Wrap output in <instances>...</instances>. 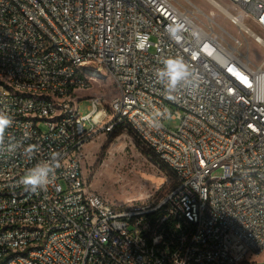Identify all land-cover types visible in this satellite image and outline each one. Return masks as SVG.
Segmentation results:
<instances>
[{
    "label": "built area",
    "instance_id": "built-area-1",
    "mask_svg": "<svg viewBox=\"0 0 264 264\" xmlns=\"http://www.w3.org/2000/svg\"><path fill=\"white\" fill-rule=\"evenodd\" d=\"M206 1L235 34L190 0H0V112L12 121L0 144V264H240L264 250V58L253 64L244 44L264 49L250 26L264 33V0H227L234 11ZM168 56L185 60L198 91L165 92L154 73ZM101 71L117 88L110 102L78 96ZM114 132L171 173L156 203L115 205L85 179V145ZM53 152L51 182L23 185Z\"/></svg>",
    "mask_w": 264,
    "mask_h": 264
},
{
    "label": "rangeland",
    "instance_id": "rangeland-1",
    "mask_svg": "<svg viewBox=\"0 0 264 264\" xmlns=\"http://www.w3.org/2000/svg\"><path fill=\"white\" fill-rule=\"evenodd\" d=\"M190 1L205 13L213 11L212 18L215 22L235 34V27L214 5L206 0ZM215 1L227 10L234 11L229 1ZM250 26L264 38V33L259 28L253 24ZM213 28L215 33L222 35L218 27L213 26ZM244 44L250 61L255 65L260 64L264 58L263 47L250 38H246ZM241 51L245 52V47H242ZM85 94H100L109 103L117 94V88L109 74L101 71L93 79L89 89L77 92L78 96ZM88 105V100L81 98L78 105L79 113L85 114L88 111ZM163 124L167 128L176 129L179 120L168 117ZM84 152L85 179L94 190L115 205H129L135 202L156 203L175 182L167 169L158 163L151 152L130 133L114 132L108 135L100 133L85 145ZM248 257H250L249 254ZM240 264H264V250L250 261H243Z\"/></svg>",
    "mask_w": 264,
    "mask_h": 264
},
{
    "label": "clouds",
    "instance_id": "clouds-1",
    "mask_svg": "<svg viewBox=\"0 0 264 264\" xmlns=\"http://www.w3.org/2000/svg\"><path fill=\"white\" fill-rule=\"evenodd\" d=\"M167 31L173 40L179 41L181 39L178 27L170 26ZM161 65L160 68L156 69L154 75L167 94L170 95L177 89L198 91L197 77L182 57L168 56L161 61ZM11 123V118L0 112V144H2L4 133ZM151 124L155 128L161 126L159 121L155 119L151 121ZM31 151L32 149H28L29 153ZM59 156V152H53L50 159L40 161L28 168L21 177V183L26 187H30L32 191L46 187L53 178L54 168L59 167Z\"/></svg>",
    "mask_w": 264,
    "mask_h": 264
},
{
    "label": "bare ground",
    "instance_id": "bare-ground-1",
    "mask_svg": "<svg viewBox=\"0 0 264 264\" xmlns=\"http://www.w3.org/2000/svg\"><path fill=\"white\" fill-rule=\"evenodd\" d=\"M213 2H215L219 7H222L218 2H216L215 0L213 1Z\"/></svg>",
    "mask_w": 264,
    "mask_h": 264
},
{
    "label": "snow or ice",
    "instance_id": "snow-or-ice-1",
    "mask_svg": "<svg viewBox=\"0 0 264 264\" xmlns=\"http://www.w3.org/2000/svg\"><path fill=\"white\" fill-rule=\"evenodd\" d=\"M240 79H241V80H243V79H244V77H243V76H241V77H240Z\"/></svg>",
    "mask_w": 264,
    "mask_h": 264
},
{
    "label": "trees",
    "instance_id": "trees-1",
    "mask_svg": "<svg viewBox=\"0 0 264 264\" xmlns=\"http://www.w3.org/2000/svg\"><path fill=\"white\" fill-rule=\"evenodd\" d=\"M169 172V171H168ZM168 174H171L170 172Z\"/></svg>",
    "mask_w": 264,
    "mask_h": 264
}]
</instances>
